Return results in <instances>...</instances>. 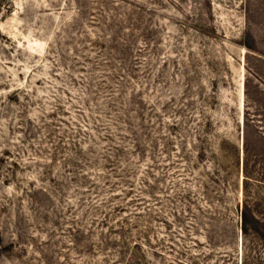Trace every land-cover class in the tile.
<instances>
[{
  "label": "rangeland",
  "instance_id": "374dc122",
  "mask_svg": "<svg viewBox=\"0 0 264 264\" xmlns=\"http://www.w3.org/2000/svg\"><path fill=\"white\" fill-rule=\"evenodd\" d=\"M0 264H264V0H0Z\"/></svg>",
  "mask_w": 264,
  "mask_h": 264
},
{
  "label": "trees",
  "instance_id": "16d2710c",
  "mask_svg": "<svg viewBox=\"0 0 264 264\" xmlns=\"http://www.w3.org/2000/svg\"><path fill=\"white\" fill-rule=\"evenodd\" d=\"M250 216H251V211L247 208L242 213V220H243V232L245 234L248 233V223H250Z\"/></svg>",
  "mask_w": 264,
  "mask_h": 264
}]
</instances>
